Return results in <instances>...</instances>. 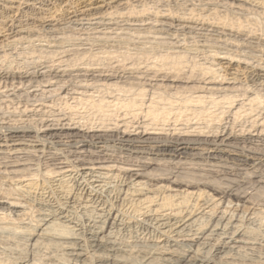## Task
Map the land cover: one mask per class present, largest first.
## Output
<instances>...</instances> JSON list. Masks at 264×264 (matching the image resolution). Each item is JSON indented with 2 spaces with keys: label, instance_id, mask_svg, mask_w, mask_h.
I'll return each mask as SVG.
<instances>
[{
  "label": "bare ground",
  "instance_id": "bare-ground-1",
  "mask_svg": "<svg viewBox=\"0 0 264 264\" xmlns=\"http://www.w3.org/2000/svg\"><path fill=\"white\" fill-rule=\"evenodd\" d=\"M36 1L0 0V264H264V0Z\"/></svg>",
  "mask_w": 264,
  "mask_h": 264
},
{
  "label": "rangeland",
  "instance_id": "rangeland-1",
  "mask_svg": "<svg viewBox=\"0 0 264 264\" xmlns=\"http://www.w3.org/2000/svg\"><path fill=\"white\" fill-rule=\"evenodd\" d=\"M74 2H75V0H74ZM77 3H75V4H73V8H76L77 7ZM36 6H37V8L39 9H47L48 7H52V8H54V7H58V17H59V19H62L63 20V22L65 23H69V16H70V5L67 7V6H65L64 4H62V3H60L59 1H57V0H46V2L44 1V0H37L36 1ZM23 11H25V12H27L30 16H31V18H35V20H33V21H30L28 24L29 25H33V26H35V25H39L40 26V29H39V32L41 33V35L42 34H46L47 33V31H48V26H44V24H40L39 22H36L37 21V19H39V18H44L45 16L44 15H42V14H40L39 12H41V11H39V10H35V11H32V10H29V9H27V8H25V7H23ZM34 14V15H33ZM37 14V15H36ZM3 16V15H2ZM2 16H0V17H2ZM14 24H16L15 26H17V23H14ZM13 24V25H14ZM88 23L86 22V21H84V22H81V23H75L74 24V28H76V29H80L81 31H79V32H81V33H86V31H90V30H92L90 27H89V25H87ZM13 25L10 27V24H8L7 25V23H5L4 24V26H0V32H5V31H10V30H12V28H13ZM41 26H43V27H41ZM86 27V28H85ZM90 28V29H89ZM86 30V31H85ZM85 31V32H84ZM87 32V33H88ZM91 32V31H90ZM14 48H8L7 49V52H9V54H12V55H16L17 54V52L18 51H20L21 49H20V47L18 48H15L14 50H13ZM15 57V56H14ZM257 159H258V157H257ZM258 162H259V160H257V162H255L256 164H258Z\"/></svg>",
  "mask_w": 264,
  "mask_h": 264
}]
</instances>
